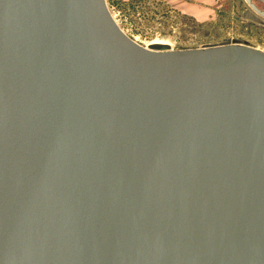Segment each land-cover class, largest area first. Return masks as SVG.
Instances as JSON below:
<instances>
[{
    "label": "water",
    "instance_id": "1",
    "mask_svg": "<svg viewBox=\"0 0 264 264\" xmlns=\"http://www.w3.org/2000/svg\"><path fill=\"white\" fill-rule=\"evenodd\" d=\"M0 264H264V50L0 0Z\"/></svg>",
    "mask_w": 264,
    "mask_h": 264
},
{
    "label": "rangeland",
    "instance_id": "2",
    "mask_svg": "<svg viewBox=\"0 0 264 264\" xmlns=\"http://www.w3.org/2000/svg\"><path fill=\"white\" fill-rule=\"evenodd\" d=\"M162 2H152L155 8L150 6L151 2H144V17L135 20L128 1L107 0L111 14L123 31L145 46L163 43L172 49H189L237 42L264 50V23L254 13V19L244 17L249 10L245 0H202V14L196 18L172 17Z\"/></svg>",
    "mask_w": 264,
    "mask_h": 264
},
{
    "label": "crops",
    "instance_id": "3",
    "mask_svg": "<svg viewBox=\"0 0 264 264\" xmlns=\"http://www.w3.org/2000/svg\"><path fill=\"white\" fill-rule=\"evenodd\" d=\"M124 1L129 2V9L132 13V16L135 18V20H141V17H144L142 14L144 2L148 3V4L151 2L150 6L152 5V2H155V0H124ZM201 2H202V0H163L161 5H163L165 8L168 9V13L172 17L173 16L174 17L192 16V17L196 18V17H200L202 14L201 13V7H202ZM253 2L260 9L264 10V4L263 3H259V2H256L254 0H253ZM152 7L155 8L154 3L152 5ZM119 10L120 11L122 10L121 6H120ZM257 16H259V15H257ZM260 18H262V20L260 22L264 23V18L263 17H260ZM255 20H257V18ZM116 21L118 24H120L118 20H116Z\"/></svg>",
    "mask_w": 264,
    "mask_h": 264
},
{
    "label": "flooded vegetation",
    "instance_id": "4",
    "mask_svg": "<svg viewBox=\"0 0 264 264\" xmlns=\"http://www.w3.org/2000/svg\"><path fill=\"white\" fill-rule=\"evenodd\" d=\"M248 11H250V12H248ZM244 16L246 19H254V17H253L254 14H253V12H251V10H246Z\"/></svg>",
    "mask_w": 264,
    "mask_h": 264
},
{
    "label": "bare ground",
    "instance_id": "5",
    "mask_svg": "<svg viewBox=\"0 0 264 264\" xmlns=\"http://www.w3.org/2000/svg\"><path fill=\"white\" fill-rule=\"evenodd\" d=\"M113 18H114V16H113ZM115 19V18H114ZM116 20V19H115ZM159 44H163V43H159ZM166 45V44H165Z\"/></svg>",
    "mask_w": 264,
    "mask_h": 264
},
{
    "label": "built area",
    "instance_id": "6",
    "mask_svg": "<svg viewBox=\"0 0 264 264\" xmlns=\"http://www.w3.org/2000/svg\"><path fill=\"white\" fill-rule=\"evenodd\" d=\"M107 1V0H106Z\"/></svg>",
    "mask_w": 264,
    "mask_h": 264
}]
</instances>
